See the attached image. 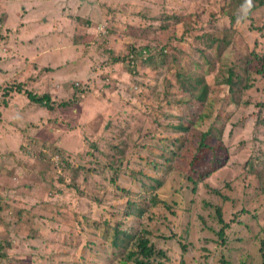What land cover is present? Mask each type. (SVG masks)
Listing matches in <instances>:
<instances>
[{"label": "rangeland", "instance_id": "374dc122", "mask_svg": "<svg viewBox=\"0 0 264 264\" xmlns=\"http://www.w3.org/2000/svg\"><path fill=\"white\" fill-rule=\"evenodd\" d=\"M229 2L0 0V264H107L108 244L91 245L92 225L81 228L73 216L133 224L121 212L141 193L157 202L147 200L149 213L135 225L148 228L165 264H264V74L254 58L264 56V5L237 23ZM166 14L181 23H166ZM200 34L230 44L210 48ZM132 44L164 48L167 61L111 62L109 51L123 58ZM192 62L214 94L212 117L199 128L218 135L224 126L225 146L219 160L189 169L195 177L162 156L173 136H185L169 126L185 110L176 72L187 76ZM230 69L251 87L225 83ZM19 83L58 102L86 88L52 112L17 91L3 107L2 92ZM116 145L127 147L124 156ZM68 163L78 168L76 180ZM212 164L213 173L196 178ZM60 206L68 221L52 218ZM217 207L229 223L223 236Z\"/></svg>", "mask_w": 264, "mask_h": 264}, {"label": "trees", "instance_id": "16d2710c", "mask_svg": "<svg viewBox=\"0 0 264 264\" xmlns=\"http://www.w3.org/2000/svg\"><path fill=\"white\" fill-rule=\"evenodd\" d=\"M230 10L232 13V19H236L234 16L235 11L239 7V5L242 3V0H230ZM255 3V9H257L260 6L264 5V0H254ZM253 10V11H254ZM165 16L166 23L170 22V19H174L176 24L181 23V17L176 15H163ZM0 23H2V19H0ZM86 23H89L86 22ZM169 24H166L164 28L167 30L169 29ZM202 40L207 39L206 41L208 43V46L213 47V43H217L219 46L222 44L229 45L230 40L227 36L223 38H216L212 37L210 34H200L199 35ZM198 36V37H199ZM130 47V46H129ZM110 54H112V61L111 62H120L124 61V59L128 62V65L130 66H136L138 64V59L141 58L142 64L144 65H152L154 62L158 64V60L161 62L167 61V54L164 52V48L158 49L156 51H153L152 46L149 45H134L129 48L127 55L121 58L119 55L114 54V50L109 51ZM126 57V58H125ZM254 58H258L262 63V69L259 70L262 74H264V56L254 54ZM175 60V57H174ZM211 60L209 57L205 59L204 62ZM134 61V62H133ZM203 61L198 62V65H201ZM132 64V65H131ZM190 69V70H189ZM188 69V75L184 76V74L180 71H177V77L176 79L180 80L182 85V90L185 92V96L182 98H179L177 100V103L185 107V110H183L180 114H177L178 120L177 122H171L170 129L174 133L184 134L185 136L182 138L179 135L173 136L172 139H170L172 147L169 148L168 146H165L163 149L162 156L165 159V162H168L171 160V163L173 162L174 165L177 167L184 166V168H188L187 171L190 173V177H195L194 172L198 166H204L206 165L207 161H211V163L219 160L216 159V151L222 150L225 148L223 143V132H224V126H217V133L218 135H213V131L211 129H205L201 130L199 127L200 125L208 118L212 117V111H213V92L211 84L208 83V80L206 76L202 74H197L195 76L194 69L195 65L194 62H192V67ZM252 77V76H251ZM246 77V78H251ZM225 83H240L241 89H248L251 87V82H245L243 84L244 79L233 70H229V74L225 77L223 80ZM170 85L175 86L170 82ZM3 92H2V100L1 103L3 104V107L9 106L10 103L13 101L14 92H23L25 95L28 96V98L36 103L41 108H46L50 112L53 110L55 111L56 107H67L71 104V100H77V96L81 94V91L83 89H79L77 91L76 96H73L70 98V100H62L57 101L54 100L50 93H36L31 91L28 88H24L21 83L16 84L15 87L13 85L7 86ZM11 89V90H10ZM179 89V88H178ZM262 105V104H261ZM204 107V108H203ZM186 109L189 110V112H195V114H192V116H186ZM194 109V111H192ZM200 113V114H199ZM219 112L216 116V119H221L222 115ZM173 117V116H170ZM229 118V114L227 116ZM24 123V122H21ZM20 123V124H21ZM216 138V142L212 143V139ZM117 146V145H116ZM126 146V144H125ZM119 148L117 149V152L120 156H124L125 151L127 150V147L121 148L120 146H117ZM22 149V148H21ZM24 152V149L22 150ZM26 152L29 155H33L32 150L28 148L26 149ZM42 153V151H40ZM167 153V154H166ZM209 153H212L210 157H208ZM117 154V153H116ZM118 157V158H119ZM112 161H115L114 159ZM111 161V163H112ZM167 164L169 167H171L172 164ZM65 165V164H64ZM72 174L73 178L72 180H76V175L78 168H73L69 163L66 164ZM115 172H117L118 168L120 167V164L115 166ZM157 169V167H155ZM216 168L212 164L208 169L206 170H200L198 172L197 179H204L205 177L209 176L211 173L214 172ZM159 183L160 180H155ZM160 184V183H159ZM147 184H142L143 186H146ZM208 187V184H206ZM74 187V185H72ZM147 187H152L154 189H158L160 185H148ZM214 194H221L218 188L212 187ZM77 192H80L81 194L82 189H78ZM127 194H129V191H126ZM222 195V194H221ZM226 198V197H224ZM100 199V198H99ZM150 199L153 201V203L157 202V198L154 195H151L150 193L147 194H139L136 199L131 200L128 199L125 206L123 207V210L121 213L126 214V219L129 217H133V224L126 223L123 221H117L115 223H110L108 220H91L88 217L83 218L73 216L74 221H77L81 228H89L88 226L92 227L90 229H94L92 232V235L96 236L97 239L94 241L91 240L89 243L91 245H94L97 243V241H100L102 239L105 240V242L108 244V247L110 250H108V257L106 258L107 264H124L132 262L134 264H165L163 259L166 258V252L164 249H158L154 242H152L150 238V231L146 227H138V225H135V223H138L142 220L143 217H145L149 213V207L147 204V200ZM61 209H64V206H60L57 208H53L52 212V218L56 219L55 216L60 215L61 219L64 221H68L70 218L67 216V212L63 211L61 212ZM3 207L0 205V213L2 212ZM23 210H21L22 212ZM217 215H218V221L221 223V228L219 232H217L220 236H223L225 234V231L229 228V223L226 222L222 216V211L219 207H217ZM0 221H2V216L0 214ZM83 221L88 226H82ZM61 222V221H59ZM64 223V222H61ZM65 224V223H64ZM103 227L101 228V225ZM73 226H78L77 224H73ZM8 244H10L8 242ZM3 241L0 240V258L4 255L2 252ZM260 251L262 253V256L264 257V242L262 243L260 247ZM104 264V263H101Z\"/></svg>", "mask_w": 264, "mask_h": 264}, {"label": "clouds", "instance_id": "9594fccd", "mask_svg": "<svg viewBox=\"0 0 264 264\" xmlns=\"http://www.w3.org/2000/svg\"><path fill=\"white\" fill-rule=\"evenodd\" d=\"M254 8V0H242V3L234 13L236 22L241 23L248 20L253 15Z\"/></svg>", "mask_w": 264, "mask_h": 264}]
</instances>
